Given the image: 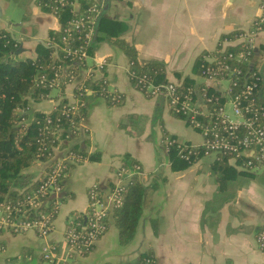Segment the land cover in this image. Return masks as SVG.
Here are the masks:
<instances>
[{
    "label": "crops",
    "instance_id": "crops-1",
    "mask_svg": "<svg viewBox=\"0 0 264 264\" xmlns=\"http://www.w3.org/2000/svg\"><path fill=\"white\" fill-rule=\"evenodd\" d=\"M36 1L0 0L1 17L20 40L17 52L21 57L35 56L38 43H46L49 30L59 26L56 15ZM102 1L105 5L107 0ZM261 1L109 0L103 14L124 21L127 27L118 36L134 45L140 60L163 61L167 78L175 80L185 75L195 77L196 57L204 50H213L222 33L250 28ZM8 11H21V17L15 20ZM0 23L7 28L3 21ZM254 40L263 62L264 29ZM91 55V71L80 67L63 92L52 89L49 97L31 101L30 109L48 111L61 97L71 100L75 84L90 72L92 79L104 75L110 90L123 92V100L112 105L101 96L87 99L79 133L54 149V155L64 157L69 147L77 146L88 157L72 163L65 173L51 230L42 236L33 229L16 232L8 225L0 226V264H47L43 250L49 244H56L59 256L66 254L69 220L73 215L86 214L91 185L97 183L103 193L109 190L124 155L139 162L137 175L146 188L133 235L121 242L110 214L108 228L92 249L84 255H67L66 264H137L148 251L156 264L264 261L256 241L257 233L264 229V166L245 170L229 157L228 162L240 172L224 184L211 168L214 153L204 154L186 167L172 168L163 136L165 132L175 136L186 133L184 124L188 123L171 111L164 98L146 96L131 84L127 74L130 59L118 46L101 40ZM102 60L107 63L99 70L96 65ZM126 114L138 115L135 132L119 125ZM194 129L199 140H183L200 144L201 134ZM210 154L213 156L206 163L202 161L201 157ZM45 163L30 167L36 177L42 174Z\"/></svg>",
    "mask_w": 264,
    "mask_h": 264
},
{
    "label": "trees",
    "instance_id": "trees-1",
    "mask_svg": "<svg viewBox=\"0 0 264 264\" xmlns=\"http://www.w3.org/2000/svg\"><path fill=\"white\" fill-rule=\"evenodd\" d=\"M71 0L67 3L59 4L55 15L58 18L59 26L49 30L46 43H38L35 56L21 57L17 50L20 48V40L16 39L11 32L0 25V199L11 202L22 200L24 196L39 185L44 178V172L49 170L53 158L54 148L58 145L64 146V140L70 138V134L76 135L80 131L81 120L86 115V101L93 96L103 97L109 104H119L124 97L122 91L110 90L107 79L104 75L92 79L85 77L74 86V101L67 97H61L56 105L48 111L40 109L33 110L31 101H39L50 95L52 88L58 87L59 93L63 92L64 84L70 77L76 76L80 67H86L89 63L86 60L67 54L62 48L65 42L63 34H69L67 44L71 47L83 45L91 55L94 52L96 43L101 40H108L122 49L129 57L130 63L127 69L128 78L131 84L146 96L148 85H158L168 80L163 61L160 60H140L136 56V49L133 44L118 36V33L125 30L127 24L103 14L99 20L96 35L88 41L84 37V28L70 29L69 20L76 14L82 13L94 0H78V9L72 10ZM97 1V0H96ZM100 1V0H98ZM56 2L47 1L43 8L51 11ZM52 12V11H51ZM240 31L236 29L232 32L222 33L218 39L216 47L209 51H202L193 63L195 77L185 75L175 79L178 82L177 89L182 94L187 93V88L193 90L192 98L198 97L206 104L208 101L203 99L208 94L220 96L219 89L212 81L203 77V69L206 65H215L218 61L232 60L227 56L231 50L242 46V43L226 44L222 48L220 41L224 38L232 37ZM261 53L260 48L255 50L252 57ZM206 55H214V59H206ZM257 64V60L254 64ZM248 67L249 65L244 64ZM57 73V74H56ZM196 76L202 77L198 80ZM59 80V85L55 81ZM263 82V81H262ZM261 82V87H262ZM260 87V88H261ZM147 92V93H146ZM161 97V96H160ZM260 101L264 102V87L261 94L257 93ZM164 98V97H162ZM180 118H185V114L173 112ZM138 115L126 114L119 121V125L130 132H135L138 123ZM188 123V122H187ZM164 139L170 137L172 141L164 142L166 152L172 168H183L204 155L203 149L190 146L189 141L185 143L174 134L165 132ZM68 151L75 152L80 156V161L88 155L83 148L77 146L69 147ZM67 151V152H68ZM211 168L218 173L220 184L226 180L234 178L238 172L235 165L228 162L231 154L214 153ZM232 156V155H231ZM244 156L235 159L238 164ZM36 162H46L45 169L39 177H36L30 169ZM72 163H68V167ZM139 162L132 157L124 155L122 166L133 167ZM113 186V181L109 184ZM101 190V187L98 185ZM145 185L138 178L137 172L129 176L125 181L120 205L114 206L105 219L106 229L108 228V217L111 214L119 229V240L126 242L133 235L134 230L140 220L142 204L145 199ZM102 191V190H101ZM61 199V194L56 197ZM54 197L47 200V205L40 207L41 210L48 212L53 207ZM88 210V209H87ZM37 211L32 210L25 213H18L21 219L37 216ZM56 213H54L55 216ZM88 215L76 214L69 220L68 227H75L80 233L87 234ZM105 229V230H106ZM104 230V231H105ZM101 235V234H100ZM99 235V236H100ZM93 243L87 245L80 243L78 254H87L93 247ZM144 255H152L151 252H144L137 264ZM153 256V255H152Z\"/></svg>",
    "mask_w": 264,
    "mask_h": 264
},
{
    "label": "built area",
    "instance_id": "built-area-1",
    "mask_svg": "<svg viewBox=\"0 0 264 264\" xmlns=\"http://www.w3.org/2000/svg\"><path fill=\"white\" fill-rule=\"evenodd\" d=\"M38 1L43 6L47 5V1L56 2L52 6L53 13L57 11L59 4L66 3V0ZM69 3L72 10L78 9V4L74 0ZM99 7L97 1L92 2L82 10V13L72 17L68 22L69 30L84 28V37L88 41L95 32ZM263 29L264 0L261 1L260 11L252 19L250 28L240 30L232 37H226L220 41L222 50L226 44L242 43L241 47L227 53L232 61H218L215 65L204 67L203 77L217 86L223 99H219L218 95L212 93L206 95L203 92L201 94L205 95L203 99L208 101L206 104L198 97L192 98L191 87L187 88V93L181 94L177 89L179 83L173 79H168L158 85H148L146 88L149 96L164 97L172 112L185 114L186 122L199 130L202 137L201 143H190V146H200L204 154L218 152L231 154L230 157L234 163L245 170L264 166V102L257 97L262 82L260 66L264 61L262 62L263 55L261 53H257L255 58L252 57L255 50L259 48L254 39ZM68 36L69 34L62 36L65 42L62 48L66 50L67 54L77 55L84 60L91 58L83 45L77 47L68 45ZM205 57L208 60L214 59V55ZM255 60L258 62L257 64H254ZM106 63L105 60H102L96 65V68L101 69ZM244 64L249 66L246 67ZM91 68L93 67L89 66L88 70L91 71ZM88 74L92 77L91 72ZM71 80L73 77L67 79V81ZM223 81H225V85L222 84ZM55 82L56 85L60 83L59 80ZM165 141L169 143L172 140L170 137H166ZM241 155L244 156V159H241L237 164L235 159ZM72 161H80V156L71 151H68L61 159H54L39 185L28 191L22 200L11 202L0 199V210L2 211L0 226L8 225L16 232L33 229L39 235H47L52 227L54 213H57L58 209L59 199L56 197L63 190L62 180L68 170V163H72ZM139 170L140 165L137 164L133 167L120 165L115 172L117 179L113 181V186L106 194L98 188L97 183L91 185L87 210V225L90 229L87 234H84L73 226L66 228L65 240L68 256L78 252L80 243L85 245L93 243L104 232L106 217L114 206L121 204L125 181ZM51 197H54L53 207L48 212L41 210L40 207L47 205V200ZM32 210L38 212L36 217L21 219V216H17L18 213ZM256 241L258 248L264 252V229L257 233ZM0 249H2V245H0ZM56 253V244H49L43 250V257L48 259L51 264H66V257ZM140 262L141 264H156L152 255H144ZM253 264H264V261Z\"/></svg>",
    "mask_w": 264,
    "mask_h": 264
},
{
    "label": "rangeland",
    "instance_id": "rangeland-1",
    "mask_svg": "<svg viewBox=\"0 0 264 264\" xmlns=\"http://www.w3.org/2000/svg\"><path fill=\"white\" fill-rule=\"evenodd\" d=\"M75 1V3H79V1L78 0H74ZM96 0H94L93 2H95ZM39 5H40V3H39V1L37 0L36 1ZM66 3H67V0H66ZM97 3L99 4V8H100V10H101V7L103 6V1L102 0H100V1H98L97 0ZM41 6H43L42 4H41ZM52 11V10H51ZM10 14V16L11 17H13L15 20L16 19H18V18H20L21 17V11H8ZM0 25H3V24H1L0 23ZM4 26V25H3ZM7 27H9V25H7ZM27 57V56H26ZM91 57H92V55H91ZM88 59H90V58H87L86 59V61H87V63H89L88 64V66H86L85 68H88L89 66H91L92 65V63L90 64V62H88ZM99 70H101V69H99ZM72 81V80H71ZM71 81H69V82H66L65 84H64V87H65V85L67 84V83H70ZM222 84L223 85H225V81H223L222 82ZM52 89H58V87H54V88H52ZM47 97H49V96H47ZM150 97V96H149ZM154 97V96H153ZM70 101H74V97L70 100ZM166 101V100H165ZM166 104H167V106L169 107V105H168V103L166 102ZM84 119V118H83ZM82 119V120H83ZM81 120V121H82ZM184 121L186 122V120L184 119ZM185 126H184V129H185V132L186 133H182L181 135H178L177 137L180 139V141L181 142H183V143H185V141H189V140H183L184 138H191V139H193V140H199V134H198V132L193 128V126L192 125H190V124H188V125H186V124H184ZM190 125V126H189ZM192 126V127H191ZM72 135V133L70 134V136ZM67 140V139H66ZM66 140H64L65 142H66ZM164 141H165V139H164ZM191 144H193L191 141H189ZM61 145H58L57 146V148L58 147H60ZM56 148V147H55ZM54 148V149H55ZM66 154H67V152H66ZM65 154V155H66ZM64 155V156H65ZM54 156H55V158L56 159H61L62 157H57L56 155H54V153H53V155H52V158H54ZM213 156V154H210V155H205V156H203V157H201V159H202V161H204L205 163H206V161L209 159V158H211ZM54 160V159H53ZM77 162H80V161H77ZM72 163H76V161H72ZM121 165V164H120ZM120 165L118 166V167H120ZM69 168V167H68ZM46 172L47 171H45L44 172V175L46 174ZM116 179L117 178H115V180L114 181H116ZM63 182V181H62ZM111 188V186L109 185V187H108V189H110ZM108 192V191H107ZM106 192V193H107ZM105 193V194H106ZM60 203V202H59ZM0 209H1V207H0ZM2 214V211L0 210V215ZM52 228V227H51ZM51 230V229H50ZM66 231V230H65ZM49 233V232H48ZM57 255H58V253H56ZM67 256V254H64L62 257H66ZM45 258V257H44ZM45 262L48 264V263H50L51 264V262L50 261H48V259H45Z\"/></svg>",
    "mask_w": 264,
    "mask_h": 264
},
{
    "label": "water",
    "instance_id": "water-1",
    "mask_svg": "<svg viewBox=\"0 0 264 264\" xmlns=\"http://www.w3.org/2000/svg\"><path fill=\"white\" fill-rule=\"evenodd\" d=\"M108 2L109 0L106 1L105 5H103V7H101V10L99 11L98 15H97V18H96V23H95V32H94V36L96 35V32H97V28H98V23H99V20L100 18L102 17L103 13L105 12L107 6H108ZM0 20L3 21L5 23V25L7 26L9 23L6 19L2 18L1 17V14H0ZM8 30L12 33V30L7 27ZM263 68H264V63L261 64L260 66V73H261V76H262V87L259 89V93L261 94L262 92V89L264 87V72H263Z\"/></svg>",
    "mask_w": 264,
    "mask_h": 264
}]
</instances>
